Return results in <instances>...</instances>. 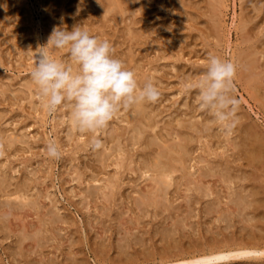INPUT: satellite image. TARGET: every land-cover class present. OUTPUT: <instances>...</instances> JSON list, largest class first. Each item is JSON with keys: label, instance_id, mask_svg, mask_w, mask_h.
Wrapping results in <instances>:
<instances>
[{"label": "rangeland", "instance_id": "rangeland-1", "mask_svg": "<svg viewBox=\"0 0 264 264\" xmlns=\"http://www.w3.org/2000/svg\"><path fill=\"white\" fill-rule=\"evenodd\" d=\"M118 1L120 2L119 6L121 7L119 10L118 8H115L113 11L110 10L108 12H105L106 6L102 2V0H0V146H2L0 147V175L2 178L5 176L4 181H6L7 184L6 186V184L2 182V184L0 185L2 186L0 188V192H3L1 193L3 196L0 194V208H2L3 206V208L0 210L2 211L4 209V214L0 211V230L9 231L5 234H3L4 231H0V264H18V262L20 261L21 262L19 264H27V260L28 262L30 261L29 264H37L38 262H40L39 264H44L45 261L49 260L53 261L52 264H65L66 258H64V256L70 258L69 256H71V254L69 255V253L74 254L71 257L74 256L77 257V259L79 260L82 259V262L85 264H100V262H102L101 264H103L107 263L109 259H116L117 255L114 253V251L116 253L118 252L117 246L120 243V240H124L121 241L120 244L125 246L123 248H125L127 252H134V255L138 257L139 253H141L142 251V255L144 251L147 250L148 253H151L153 251L156 252L158 245L160 247L166 245L168 248L166 246H164V248L166 247L165 249L167 251L172 249L173 251H175L180 248L178 246H184V244H192L194 246H197L198 244L197 247L199 248V244H202L203 242H205V240L208 239L211 242V239L216 240V238L219 239V237H221L219 240L217 239L220 242L222 240V237L225 238V235H227L228 237H230L231 235V237L234 236L235 238L237 236L235 234L236 232L239 233L238 238H242L243 236V239L244 237L246 238L245 234L247 235L248 233L254 234L255 237H257V235L260 236V234L263 233L261 235L264 236V215L263 217L261 216L262 213L264 214L262 206H259L256 210L259 212H256L254 208H252L254 203H252V206H249V209L248 207L246 209H243L244 202L239 201L243 203L242 205L241 203H238L237 199L239 198L237 195L243 196V194L245 195L247 191L250 192L252 190L253 185L254 187H258L259 185L261 189L264 188V178L261 179V176H264V170H262V168L258 165L256 166H258L259 169L261 168L260 170H258V168L256 170V166L253 168L251 164L246 161L244 156H242L243 158L241 157L242 151L240 150V148L237 147L240 151L235 148L236 144L239 143V132L237 128L239 129L240 126L243 124H248L250 126L252 124L253 127L256 128L257 132L261 133V136L264 139V88H262L264 87V0H221L223 5L217 4L218 14H216L218 16L215 15L218 19L214 18L215 16H209L210 12L209 9H207L208 7L206 8V0ZM140 6H144V9ZM143 11L145 13H143ZM212 19L218 21L217 26H215V29L217 30L210 29L211 22H213ZM76 26L81 27L83 30H87L90 35L98 38L101 41L108 40L115 49L114 57L123 61L125 67L129 70H132L136 74V79L140 86H143L146 81H151L157 86L158 90L161 93L158 101L155 103H142V106L145 107V110L148 109L147 111H151V113L145 112L146 118H143H151L149 119L151 125L147 124V120L141 121V119L139 118L131 120L126 117L130 116L131 114L134 115L133 111L135 107L133 106L131 109L121 110L110 122L107 129L102 130L97 134L83 133V135H81V133L77 131L75 125H73V129L71 128V123H69V121L67 120L71 110L70 103H63L61 106H59L58 110L54 114L49 115L47 113V111L43 107L44 102L39 98L37 88L30 77V71L34 66V51L38 45L46 44L47 39L54 27L66 28V30L71 31ZM249 52L255 54L256 56V69H259L260 71V73L258 72V70L256 71L258 72L257 75L259 74V77L263 75L262 77L258 78V81L252 79L249 80V76L246 74L245 71L246 61L249 62V55L247 54ZM51 54L54 58L62 60L65 63L71 65L74 71L76 70V65L72 63L70 54L66 48L53 49ZM212 55L219 56L222 59L231 60L236 65V76L234 78L233 95L236 97V99L239 100V108L236 115L235 127L236 125L238 126L237 128L234 127L235 130L232 131L230 134H226L221 130V126L214 119L210 112H202L200 110V108L198 107V94L195 90L185 91V86L187 84L195 83L202 77L204 71L206 70L208 58ZM256 82L258 83L256 84ZM258 88L261 89L259 90ZM237 119L240 121H238ZM136 123H138V125ZM139 123L142 126H140ZM137 127L139 129H142V136L143 133L144 135H148L151 138L153 136L155 141L157 142L165 140V144L166 141L170 143V140L171 142H176L175 140L177 138H174V135L175 133H180V131L181 133L183 131V133L190 134L192 136L195 135L193 142H191V145L189 143L190 149L188 151L190 152H188L187 156L189 160L186 161L188 162V164L185 162L188 165L185 169V173L190 178L192 176V181L188 185L190 188L189 190L191 192L184 188L187 184H184V182H182L181 184V181L183 180L179 179L180 170L176 171V173L173 174L176 176V178H178L177 180L179 181V183L178 181L176 182L175 176H173L171 179L173 186H178V188H175L171 185L169 187V189L171 188L169 191L171 193H169V195L167 193V189L163 191L164 189L161 188L163 189L162 191H155L157 189V185L152 179V176L154 174L148 173L145 175L142 174V176H140L138 171L141 165L139 164L140 162H138L137 160L141 161L142 158H147L146 156H148L150 150L149 148H145L144 144L142 143V141L144 142L145 140L144 137L148 139L147 136H143L141 138L139 142L140 144H132L131 135H133L132 132H136L133 130H136ZM150 127L151 129H149ZM173 131L176 132H174L173 134ZM110 133H113V136H111ZM152 133L153 135H151ZM169 133L171 136H169ZM204 133L209 134L210 136L204 135ZM114 134L116 135L115 139ZM225 134L226 136H228V139L225 138ZM93 135L99 136V138L103 141V145L105 144L102 149H105H100L96 151L91 150L90 141ZM156 135H158L157 138L155 137ZM160 135L162 136L160 138H164L160 139ZM199 136H201V138H199ZM6 137L7 139L9 138L10 142L12 141V144L8 145L10 142L6 139ZM11 137L16 139H10ZM111 137H113V141L110 140ZM198 138L200 141H198ZM127 139H131V142H128L129 140ZM50 141L56 143L61 153L59 159L50 158L48 156L46 146ZM6 143L7 146L5 145ZM141 143L143 145H141ZM106 144L109 147H107ZM224 144H226V146ZM229 144L232 146L229 147ZM116 146L118 148H120L119 146H121V148L123 147L125 151L121 150L120 148L121 152L118 153V148ZM139 146L142 148H140ZM221 146L223 147V149H220ZM113 148H115L116 150ZM112 150L115 152V154L114 152H112L113 154L111 155L108 151H110L111 153ZM221 150H224V153H222ZM98 151L100 154L98 153ZM127 151L128 153H126ZM238 151L241 155L238 154ZM101 152L105 153V156H102ZM95 153H98L99 156ZM131 155L132 158H130ZM135 155H137L138 157H136ZM112 156H114V161L119 157L120 159L127 158V160L123 161L124 164L127 165H123L124 167L120 166V168H115L116 166L114 165V163L112 164V162H114ZM203 156H205L208 160L204 159V162L202 161L203 163L201 164V167L203 165V168H199V173H197L195 171V168L199 166L201 162H199L198 164V160H200ZM226 156L228 157L226 158ZM237 156L238 158H236ZM101 157L106 158L102 159ZM108 157L109 159H107ZM191 158L193 159L190 160ZM131 160H133V162ZM193 160H195V164L193 163ZM216 160H218V162ZM222 160L224 162H222ZM231 160H234L232 161V164L230 163ZM134 162H138L140 166L138 164H136L137 166H133L135 169V171L133 170V173L130 172V170H126L130 168L132 169V167H129L128 165H131ZM210 162L213 163L211 164ZM192 163L193 166L196 167L193 168L191 166ZM217 163H219L218 168H220V165L222 164L225 167L224 170L227 168L229 170H227L228 172L226 171L227 176L224 177L225 179H223L224 182L226 181V179L228 180V183L226 182L227 184L223 181V183L221 184L220 178L222 179V177H217L219 175L211 177H209L208 175L206 177L201 175V173L205 172L204 168L206 167H204V165H214ZM190 166L193 169H191ZM216 167H214V169H216L215 171L217 172L220 169ZM94 168H97L98 172L96 171V169L94 170ZM15 169L17 170L15 171ZM222 170L223 167L219 172H222ZM247 170H250V172H248ZM252 170L254 171V173H256L254 174ZM261 170L263 173L261 172ZM28 172H30L33 176H36L33 177ZM193 172H196L197 175L192 174ZM3 173H5L4 176H2ZM79 173H81L82 175H80ZM247 174L249 176L252 174L254 176V179L256 178L257 180L255 179V181H253L254 179L252 178V175L250 176L251 180H249L250 178H248L249 176ZM256 174L260 175L261 178ZM110 175L113 177V179L115 178L114 183L104 180L107 179L110 181L112 179ZM6 176H8V178ZM197 176L200 179L203 178L202 180L205 182V184H203V181L201 182V180H197L199 179ZM229 176L232 178H229ZM207 177H209V179L211 180H208ZM6 178L12 181L8 180V184ZM33 178H37V181L35 179L33 180ZM204 178L206 179L204 180ZM240 179H243L244 181L242 182V180L240 181ZM30 180H33L35 182H31ZM213 180L216 182H214ZM246 180L249 181V184L248 181L245 182ZM260 180H262L263 182L261 183ZM257 181L259 184L257 183ZM118 182H120L119 185ZM196 182H199V184H196ZM229 182L232 185L229 184ZM27 183L29 184L27 185ZM32 183L34 184L31 185ZM109 183L113 184V194H111V191L109 189ZM200 184L204 186H200ZM15 185H27L29 186H26L27 189L33 186L32 188L28 189V198L24 199L26 203L23 200H15L13 196H10V198L4 194V191H6L7 189H2L8 188L9 191H12L16 187ZM228 185L230 186V188L228 187ZM149 186L151 187V190L149 189ZM207 186V190L210 189V191L213 192V194L210 193V197L209 195L207 197L202 194V192L206 189ZM234 186H236V188L238 189H236ZM99 187H101V189L103 188V190H105L108 196L111 195L110 198L105 195L106 193L103 190H99ZM196 187H199V190ZM10 188H12V190ZM105 188H108L109 190H106ZM181 188H184V190H182ZM240 188L242 191H240ZM177 189L180 190L178 191ZM221 189H226V191L223 190L222 192ZM227 189L234 190L235 192L230 190L227 191ZM243 189L246 190V192H244ZM98 190L101 191V193L97 194L99 192ZM136 190H138V192ZM147 190H150V192L147 193ZM152 190L154 191L153 194ZM207 190H205L204 193H208L209 191ZM216 190H218L219 196H215L217 194ZM117 191L119 194L116 193ZM144 191H146V194L143 193ZM174 191L175 193H173ZM219 191H221V193ZM238 191H240L239 194ZM30 192L31 194L33 192L34 195H31ZM38 192L40 193L39 195ZM91 192L93 193L91 194ZM185 192L186 194H189L193 197L189 195L188 197H185L187 196ZM136 193H140V197ZM159 193H165V197H169L165 198L164 196H162V194ZM149 194L153 198H151ZM170 194L171 197L174 195L175 198L174 196L170 198ZM248 194H246V198L248 197L247 199L250 200ZM263 194L264 192L261 195L264 196ZM104 195L105 197H107V201L111 202L109 205L108 203H106L107 201L105 202L106 199ZM91 196L93 198H97L95 200L92 198L93 201H90L89 197ZM115 196L116 198L114 200ZM220 196L223 197H221L220 199ZM101 197H103L104 200H101ZM212 197H216L215 199L218 198V200L212 201ZM227 197H229L230 199ZM154 198L157 199L155 200ZM246 198L245 200H247ZM34 199H37V201H39L37 202V204L40 205L35 211L31 207L29 208L28 204V202L30 203V201ZM143 199H147L148 202H145V200ZM160 199H164V203L166 199H170L166 200V202H169V205L168 203H166V206L164 207H167V205H171L172 208H169L172 211L166 210L168 212L166 213L164 209H168V207L162 209L163 206L161 205L164 204L163 201L161 203ZM184 199L187 201H185ZM226 199L229 200L227 201ZM97 200H99V203L96 202ZM150 200L153 201V203ZM158 200L160 203L158 202ZM234 200L237 201L235 202ZM16 201L20 205L21 201H23L22 205H24L25 203L28 207H20V205L17 204ZM136 201L139 203L138 206H136L138 204ZM191 201L193 202V204ZM11 202L14 205L13 207ZM226 202H228L227 205ZM91 203L93 204V206ZM95 203L99 206H97ZM154 203H159L160 205L157 206ZM209 203L211 204V207ZM100 204L101 207L108 208H104L106 209V213L104 212V215V210H100L99 208ZM207 204L208 206H206ZM212 204L214 205L212 206ZM152 205L154 206V208ZM225 205L226 207L228 206L229 209L226 208ZM188 206H190L192 209H190ZM203 206H206L211 211L214 210L213 213H208L209 210H207V208ZM239 206L245 212H240V209V211H237V213L235 214L236 209L240 208ZM159 207L164 211H162L163 213L161 212ZM215 207L216 209H214ZM93 208H96V210H93ZM156 208H159L158 211L160 212V214L159 212L155 211L157 210ZM250 208H252V211L250 210ZM11 209L13 211H15L16 209V211L13 212ZM202 209L205 210L202 211ZM186 210L188 211V213H185ZM142 212L143 215L138 216L140 213L142 214ZM169 212L172 214H170ZM204 212L205 214H203ZM218 212H220L221 217L220 220L217 221L214 218L219 214ZM230 212H232L231 214L233 215H231ZM239 212L242 214L247 213V216L246 214H243V217L238 216L237 218L236 216ZM221 213L223 214V216L221 215ZM227 213L229 215H227ZM240 213L238 215H240ZM167 214L169 215L167 216ZM174 214H176V216L178 215V217L174 216ZM186 214L189 216H187ZM211 214H213L214 217ZM36 215L38 216L35 217ZM134 215H136L137 218H143H138L139 221H137L135 218L134 221H136V223L134 221L133 223L132 220L134 218ZM190 215L194 216L195 219L193 217L191 219ZM208 215L209 217H207ZM248 215L253 216V219L254 217L258 218L255 219L253 222L250 221L248 223L247 218L251 217ZM205 217H207L209 221L212 220L213 222L207 223L208 220ZM223 217L224 219L227 218L226 221H230L231 225L229 224V222L226 221L224 224V219H221ZM129 218H132L131 222H129ZM179 218L181 220L184 219L181 221V224H178L180 223V220L177 221ZM186 218H189L190 220ZM203 218H205V221H202L204 220ZM211 218H213L216 222L214 223V220ZM234 218H237L239 222H242V220H246V222L243 221L242 223H240V226L244 225L245 229L249 228L248 230H246V233L245 231H241L244 227L241 226V228L238 224H236L238 221H236V223L234 224ZM171 219L173 221L176 220V222H178L176 226L175 221V224L173 222L172 225L169 223L170 221H172ZM122 220H128L129 223L127 221L122 222ZM192 220L193 222H191ZM157 221L162 222L159 224V222ZM219 221H221L223 224H221V222ZM43 222H45V224ZM182 222L184 223L182 224ZM124 224L125 226H123ZM133 224L136 229L134 228ZM158 224L159 226H157ZM161 224H163L162 226L167 225L168 231L170 230L169 226L171 227V230H173V228L175 229V233L172 238H175L178 243H174L175 240L173 239L165 241L166 244H164V242H162L160 239L159 241H155L159 238L158 234L160 233H158V231L160 229V231H162V226L160 228ZM187 224L192 226L195 225V227L193 226L192 228H195V231H192V229L189 230V228L192 226L187 227ZM211 224L216 229L213 228ZM48 225L50 227H48ZM120 225L124 228H121ZM139 225H141V227ZM180 225L182 226V228H184L186 225L187 228L182 229ZM223 225H227L228 227L226 228ZM260 225H263L262 228H260ZM126 226L129 229L125 228ZM235 227H237V229ZM3 228H6V230ZM48 228H51L52 231ZM133 228L134 233H138L137 235L135 234V236H133L134 234H132L131 232ZM201 228L205 229V232H202L203 230ZM229 228H231V231ZM256 228H258V231L255 230ZM29 229L31 230V232ZM44 229H46L47 231ZM121 229H125L123 230V232L126 234H124ZM137 229L138 231L136 232L135 230ZM139 229L142 231L144 230L143 233H141L142 231H140ZM224 229H226V231H229L230 233L224 231ZM252 229L255 231V233ZM259 229L261 230V232ZM33 230H35L36 233H32ZM185 230L186 233H184ZM206 230H208L209 233L208 231L206 232ZM191 231L195 234V236L190 233ZM100 232H103V235ZM130 232L131 236H126L130 235ZM223 232L225 234H223ZM52 233L53 235L55 234V238ZM181 233L185 234V236H182L183 234ZM201 233L203 236L201 235ZM213 233H216L215 235L218 237L215 238V235H213ZM241 233L245 234L242 235ZM26 234L29 235L30 239L28 237L27 239L25 238L24 240H21L24 236H28H26ZM123 234L124 236H122ZM209 234L210 236H208ZM5 235L7 237H5ZM120 236H122V239H119ZM138 236H140L139 238L143 240L140 241ZM191 236L194 237H192L191 239H195V237L197 236L198 238L196 237L195 240L198 242H196L195 240L192 241L190 239ZM227 236L226 238H228ZM133 237H136V239H134ZM184 237H187V241L184 240ZM209 237L212 238L210 239ZM238 238L236 237V239ZM35 239H37V244L36 242H34ZM130 239H132V241H130ZM41 241L42 244L40 243ZM135 241L138 243V246ZM143 241L145 244L143 243ZM44 242H46V244ZM99 242H102V244L100 243V245ZM131 242L132 244L130 245ZM157 242H160V244H158ZM23 243H27V247L29 248H27L26 245H24ZM96 243L99 248L95 246ZM152 243L154 244V246ZM125 244H129L128 246L131 250L127 248ZM140 244H142L146 249L143 250V246H141L139 252L136 253L138 251V247H140ZM171 244H173V247ZM132 245L133 247L135 245V247L132 248ZM187 245L185 247H187ZM104 246L107 248V250L109 249V251L105 249L106 252L102 253L105 248ZM136 247L137 251L135 252ZM17 248H19L26 255H23L22 253L23 256L21 257V254H18L19 251L17 250ZM23 248H25L26 251ZM27 249L30 251L31 257L28 255L29 251ZM159 249L157 251H159ZM42 250H45L46 252L43 251V253H41ZM14 251L17 252H15L16 256L14 255ZM32 251L36 254H33ZM61 252L63 253L61 254ZM37 253H41L43 256L38 255ZM44 253H48V256ZM75 253H77L79 256ZM8 254H10V256ZM11 255H13L14 258H12ZM49 256H51V258ZM241 262L244 261L241 260ZM248 262L249 264H264V261L262 260H248ZM49 263L51 264V262ZM225 264L233 263L228 262Z\"/></svg>", "mask_w": 264, "mask_h": 264}, {"label": "bare ground", "instance_id": "bare-ground-1", "mask_svg": "<svg viewBox=\"0 0 264 264\" xmlns=\"http://www.w3.org/2000/svg\"><path fill=\"white\" fill-rule=\"evenodd\" d=\"M207 2H205L206 3V8L207 9H209V12H210V15L209 16H212V17H214L215 15H217L218 14V12H217V10H218V7H217V4H220V5H223L222 4V2H221V0H206ZM102 2L105 4V6H106V10H105V12H108V11H110V10H114L115 8H118V10L121 8L119 5H120V2L118 1V0H102ZM141 8H143L142 6H140ZM220 7V6H219ZM144 9V8H143ZM142 10V9H141ZM148 10V9H147ZM146 10V11H147ZM208 11V10H207ZM148 12V11H147ZM143 13H145L144 11H143ZM217 13V14H216ZM222 14V13H221ZM220 14V15H221ZM218 16V15H217ZM221 17V16H220ZM214 18H217L216 16L214 17ZM218 19V18H217ZM220 19V18H219ZM212 21L213 22H211V30L212 29H215L216 27L215 26H217V20H215V19H212ZM220 21V20H219ZM219 24V23H218ZM215 30H217V29H215ZM249 56H248V58H249V62H247L246 61V67H245V71H246V74L249 76V80H255V81H258V78H260V77H262L263 75H261L260 77H259V74L257 75V73L259 72L260 73V71H259V69H256V62H255V59H256V56H255V54H253V53H251V52H249V53H247ZM247 56V55H246ZM253 56V57H252ZM247 58V57H246ZM248 60V59H247ZM257 60V59H256ZM258 65V64H257ZM257 68H258V66H257ZM258 70V72H256ZM257 78V79H256ZM264 78V77H263ZM260 81V80H259ZM258 82H256V84H257ZM254 84V83H253ZM264 84V83H263ZM259 86V85H258ZM262 88H264V87H262ZM256 89H257V87H256ZM259 90L261 89V88H258ZM144 104V103H143ZM135 107V109H134V111H133V114L134 115H130V116H126L127 118H129V119H131V120H135V118H139V119H141V121L143 120H147V124H150L151 125V122H150V120L149 119H151V118H149V119H143V118H146L145 117V115H146V113L147 112H150L151 113V111L149 110V111H147V110H145V107L144 106H142V104H137V105H135L134 106ZM146 112V113H145ZM154 112V111H153ZM155 114V113H154ZM148 115H149V113H148ZM147 115V116H148ZM69 117L67 118V120L69 121V123H71V128L73 127L74 128V124H73V121H72V117H71V110H70V113H69V115H68ZM150 116H151V114H150ZM153 117V116H152ZM154 119V118H153ZM238 120V119H237ZM137 121V120H136ZM136 121H134V122H136ZM140 121V120H139ZM238 121H240V120H238ZM138 122V121H137ZM146 122V121H145ZM246 122V121H245ZM142 123V122H141ZM137 125H138V123H136ZM144 124V123H143ZM155 124V123H154ZM139 125H140V123H139ZM145 125V124H144ZM156 125V124H155ZM140 126H142V125H140ZM185 126V125H184ZM192 126V125H191ZM237 126L238 125H236V127L235 128H237ZM145 127V126H144ZM146 127H148V126H146ZM152 127H153V123H152ZM155 127V126H154ZM70 128V129H71ZM72 128V129H73ZM138 128V127H137ZM136 128V130H133V131H136V132H132L133 133V135H131V139H127V140H129L128 142H131L132 141V144H136L137 145V143H139L140 142V140H141V138L143 137V136H147L148 137V139H146V137H144L145 138V140H144V142L142 141V143L144 144V147L145 148H149V150H150V153L148 154V156H146L147 158H142L141 159V161H139V160H137L138 162H140L139 164L141 165V167L139 168V174H140V176H142V174L143 175H145V174H148V173H151V174H154L155 175V177H154V175L152 176L153 178V180H154V183L157 185V187L156 186H153V187H156L155 189V191H157V190H159V191H162L163 189V191H165V189H167V193H168V195H169V193H171V192H169L170 191V189H169V187L172 185L173 186V184H172V177L173 176H175V175H173L174 173H176V171H179L180 172V177H179V179L180 180H183V181H181V184H182V182H184V184H187L186 185V187H184V188H186V190H189L190 188H189V183H191V178H192V176H191V178L189 177V176H187V174L185 173V169H186V167L188 166L187 164H188V162H186L187 160H189L188 159V152H190V151H188L189 149H190V147H189V143H190V145H191V142H193V140H194V136H192V135H190V134H186V133H183V131H182V133H181V131H180V133L178 132V133H175V135H174V138H177L175 141L176 142H171V140H170V143L169 142H167L166 141V144H165V140L164 141H162L161 140V142H157V141H155V139H154V137L152 136V138L150 137V136H148V135H144V133H143V136H142V129H137ZM168 128V127H167ZM183 128V127H182ZM134 129H135V127H134ZM147 129V128H146ZM149 129H151V127L149 128ZM164 129H165V127H164ZM169 129V128H168ZM171 129V128H170ZM186 129H188V128H186ZM205 129V128H204ZM182 130H184V129H182ZM235 129H233V131H234ZM237 130H238V132H239V135H238V139H239V143H234V144H236V146H235V148H237V147H239L240 148V150L242 151V155L240 154V150L238 151L239 153L238 154H240L241 155V157L242 156H244L245 157V159H246V161H248L249 162V164H251V166L254 168L256 165H258V166H260L261 168H262V170H264L263 168H264V139L262 138V136H261V133L260 132H257V130H256V128H254L253 127V125L251 124V126L250 125H248V124H243V125H241L240 126V128L238 129L237 128ZM165 131H166V129H165ZM187 131V130H186ZM185 131V132H186ZM204 131H206V130H204ZM174 132H176V131H173L172 133L174 134ZM193 132V131H192ZM171 133V132H170ZM170 133H169V136H171L170 135ZM171 133V134H172ZM191 133V132H190ZM260 133V134H259ZM4 134V133H3ZM113 133H110V135L111 136H113L112 135ZM156 134V133H155ZM154 134V135H155ZM180 134V135H179ZM194 134V133H193ZM203 134V133H202ZM233 134V133H232ZM231 134V135H232ZM12 135V134H11ZM81 135H83V133H81ZM80 135V136H81ZM151 135H153V133L151 134ZM204 135H209V134H205L204 133ZM203 135V136H204ZM116 135L114 134V139L116 138L115 137ZM130 136V135H129ZM157 136L158 135H156L155 137L157 138ZM173 136V135H172ZM202 136V137H203ZM210 136V135H209ZM225 136V138H227L228 139V136H226V134L224 135ZM2 137V136H1ZM13 137V136H12ZM10 138V139H16V138ZM160 137H162L161 135L159 136V138ZM196 137H197V135H196ZM206 137H208V136H206ZM205 137V138H206ZM232 137V136H231ZM130 138V137H129ZM164 138V137H163ZM163 138H160V139H163ZM173 138V137H172ZM199 138H201V136H199ZM199 138H198V141H200L199 140ZM6 139H7V137H6ZM113 139V137H111V139L110 140H112ZM113 139V140H114ZM165 139H167V138H165ZM226 139V140H227ZM230 139V138H229ZM232 139V138H231ZM234 139H236V138H234ZM8 141H9V138L7 139ZM112 140V141H113ZM131 140V141H130ZM159 140V139H158ZM160 141V140H159ZM169 141V140H168ZM228 141V140H227ZM10 142V141H9ZM18 142V141H17ZM118 142V141H117ZM141 143V145H143ZM219 143V142H218ZM232 143H233V140H232ZM10 144H12V141L8 144V145H10ZM13 144H15V143H13ZM117 144V143H116ZM140 144V143H139ZM138 144V145H139ZM231 144V143H230ZM229 144V147L230 146H232V145H230ZM233 144V145H234ZM6 146H7V143L5 144ZM105 145V144H104ZM103 145V146H104ZM107 145V144H106ZM133 145V146H134ZM225 146H226V144H224ZM113 146V145H112ZM193 146H194V144H193ZM223 146V145H222ZM221 146V148L220 149H223V147ZM228 146V145H227ZM107 147H109L108 145H107ZM117 147V146H116ZM115 147V148H116ZM120 148H121V146H119ZM138 147V146H137ZM140 147V146H139ZM216 147V146H215ZM115 148H113V149H115ZM118 148V147H117ZM120 148H118L117 149V152L118 153H120L121 152V150H124L123 149V147L121 148V150H120ZM133 148V147H132ZM140 148H142V147H140ZM193 148V147H192ZM216 148H218V147H216ZM226 148V147H225ZM103 149H105V148H103ZM102 149V150H103ZM108 149V148H107ZM112 149V148H111ZM219 149V148H218ZM231 149V148H230ZM101 150V151H102ZM116 150V149H115ZM142 150H144V149H142ZM148 150V149H147ZM226 150H228V149H226ZM232 150V149H231ZM125 151V150H124ZM222 151V150H221ZM224 151V150H223ZM222 151V153H224ZM109 152V154H113L112 152H114L113 150L111 151V153H110V151H108ZM191 152H194V151H191ZM226 152V151H225ZM234 152V151H233ZM98 153H99V151H98ZM98 153H95V154H97L98 156H99V154ZM125 153V152H124ZM123 153V154H124ZM126 153H128V151L126 152ZM101 154H102V156L105 154V153H102L101 152ZM114 154H115V152H114ZM123 154H121V155H123ZM193 154V153H192ZM192 154H190V155H192ZM208 154V153H207ZM210 154V153H209ZM110 155V156H111ZM127 155V154H126ZM133 155V154H132ZM132 155H131V157L130 158H132ZM138 155V154H137ZM137 155H135L136 157H138ZM216 155V154H215ZM105 156V155H104ZM109 156V157H110ZM141 156V155H140ZM143 156V155H142ZM206 156V155H205ZM205 156H203V157H205ZM224 156V155H223ZM109 157L107 158V159H109ZM113 157L114 156H112V159H113ZM119 157V156H118ZM203 157H201V159L200 160H198V164H199V162H201L200 164H199V166H193V163L195 164L196 162H194L195 160H193V163H192V167L194 168V167H196L195 168V171L197 172V173H199L198 172V169L199 168H203V165H202V167H201V164L204 162V159H206V157L205 158H203ZM228 156H226V158H227ZM102 158V157H101ZM106 157H104V158H102V159H105ZM123 158V157H122ZM130 158H129V161H130ZM198 158V157H197ZM196 158V159H197ZM203 158V159H202ZM236 158H238V156L236 157ZM243 158V157H242ZM135 159V158H134ZM133 159V160H134ZM193 158H191L190 160H192ZM195 159V158H194ZM210 159V158H209ZM219 159V158H218ZM220 159H221V156H220ZM124 160H127V158L126 159H120V157L118 158V159H115V161H114V159H113V161L114 162H112V164L114 163V165L116 166L115 168H120V166H123V165H127V164H124ZM133 160H131L132 162H133ZM206 160H208V159H206ZM109 161V160H108ZM197 161V160H196ZM203 161V162H202ZM211 161V160H210ZM217 162H218V160H216ZM229 161H230V159H229ZM232 161H234V160H231V164L233 163ZM244 161V160H243ZM245 161V162H246ZM138 162H134L133 164H131V165H128L129 167H132V169L130 168V169H126V170H130V172H132L133 173V170L135 171V169H134V167L133 166H135L136 164H138ZM187 164H186V163ZM214 162V161H213ZM212 162V163H213ZM222 162H224L223 160H222ZM221 162V163H222ZM244 162V163H245ZM207 163V162H206ZM205 163V164H206ZM211 163V162H210ZM209 163V164H210ZM211 163V164H212ZM229 163V162H228ZM247 163V162H246ZM138 164V165H139ZM185 164V165H184ZM209 164H207V165H204V167H206V168H204L205 169V172L204 173H206V174H204V173H201V175H203V176H209V177H211V176H215V175H219V176H217V177H222V179L220 178V182H221V184L224 182V180L223 179H225L224 177H226L227 176V172L229 171L228 170V168L227 169H225L224 170V166L222 165V167H223V170L225 171V173H224V171L222 170V172H219V171H221V169H222V167H221V165H220V168H218L219 167V163H217V164H214V165H209ZM235 164V163H234ZM139 165V166H140ZM227 165V164H226ZM241 165V164H240ZM246 165H248V164H246ZM127 166V167H128ZM137 166V165H136ZM191 166H190V168H191ZM217 166V167H216ZM250 166V165H249ZM258 166H256V170H257V168H258V170H260L259 169V167ZM124 167V166H123ZM214 167H216V168H218V169H220V170H218L217 172L215 171L216 169H214ZM227 167V166H226ZM122 168V167H121ZM142 168V169H141ZM193 168H191V169H193ZM236 168V167H235ZM234 168V169H235ZM240 168V167H239ZM239 168H237V169H239ZM96 169V171H97V168H94V170ZM230 169V168H229ZM234 169H233V171H234ZM236 169V170H237ZM17 169H15V171H16ZM22 170V169H21ZM120 170V169H119ZM202 170V169H201ZM228 170V171H227ZM231 170H232V168H231ZM230 170V171H231ZM262 170H261V172H262ZM1 171V170H0ZM14 171V170H13ZM194 171V170H193ZM227 171V172H226ZM248 171V170H247ZM253 171V170H252ZM38 172V171H37ZM90 172H92V171H90ZM95 172V171H94ZM98 172V171H97ZM137 172V171H136ZM196 172H193L192 174H196L197 175V173ZM248 172H250V170L248 171ZM258 172V171H257ZM2 173V172H1ZM28 173H30V172H28ZM35 173V172H34ZM33 173V174H34ZM113 173V172H112ZM188 173V172H187ZM217 173H219V174H217ZM253 173H254V171H253ZM256 173V172H255ZM254 173V174H255ZM263 173V172H262ZM4 174L5 173H3V175L2 176H4ZM36 174H38V173H36ZM80 175H82L81 173H79ZM91 174V173H90ZM103 174V173H102ZM101 174V175H102ZM116 174V173H115ZM138 174V173H137ZM229 174V173H228ZM30 175L31 176H33L31 173H30ZM93 175V174H92ZM97 175V174H96ZM96 175H94V176H96ZM112 175V174H111ZM110 175V176H111ZM114 175V174H113ZM117 175V174H116ZM177 175H179V174H177ZM195 175V176H196ZM245 175V174H244ZM248 175V174H247ZM252 175V174H251ZM250 175V176H251ZM257 175V174H256ZM34 176H36V175H34ZM33 176V177H34ZM109 176V177H110ZM151 176H150V179H151ZM194 176V175H193ZM230 176H231V173H230ZM229 176V178H232V177H230ZM234 176H236V175H234ZM243 176V175H242ZM249 176V175H248ZM250 176L248 177V178H250ZM257 176H259L260 177V175H257ZM0 177H1V175H0ZM7 178H8V176H6ZM112 177V176H111ZM115 177V176H114ZM117 177V176H116ZM120 177H121V175H120ZM144 177V176H143ZM149 177V176H148ZM198 177V176H197ZM197 177H196V179H197ZM209 177H207L208 178V180H211V179H209ZM247 177V176H246ZM262 177V178H261ZM260 178L261 179H263L264 178V176H261ZM4 178H5V176L2 178L1 177V180H0V185L2 184V182H4V184H6V181H4ZM6 178V180H7V183L9 184V181H12V180H9V179H7ZM32 178V177H31ZM80 178V177H79ZM81 178H82V176H81ZM80 178V179H81ZM108 178V177H107ZM118 178V177H117ZM145 178V177H144ZM175 178H176V176H175ZM174 178V179H175ZM199 178V177H198ZM234 178V177H233ZM236 178V177H235ZM242 178V177H241ZM245 178V177H244ZM252 178L254 179V176L252 175ZM258 178V177H257ZM259 178V179H260ZM36 180L37 181V178H33V180ZM79 179V180H80ZM90 179V178H89ZM115 179V178H114ZM114 179H113V177H112V179L109 181V180H107V179H104V180H106V181H108V182H112V183H114ZM121 179V178H120ZM178 178H176V182L178 181L177 180ZM194 179H195V177H194ZM203 179V178H202ZM202 179H197V180H201V182L203 181ZM206 178H204V180H205ZM252 179V180H253ZM256 179V178H255ZM255 179L253 180V181H255ZM9 180V181H8ZM32 180V181H33ZM39 180V179H38ZM83 180V179H82ZM81 180V181H82ZM98 180H99V178H98ZM103 180V179H102ZM207 180V181H208ZM242 180V182L244 181L243 179H240V181ZM249 180H251V178L249 179ZM257 180V179H256ZM31 181V180H30ZM31 181V182H32ZM116 181V180H115ZM150 181V180H149ZM214 181V180H213ZM223 181V182H222ZM228 180L226 179V181L224 182V183H226ZM235 181V180H234ZM248 180H246L245 182H247ZM252 181V182H253ZM261 181V183L264 181H262V180H260ZM259 181V182H260ZM28 182H29V179H28ZM30 182V183H31ZM33 182H35V181H33ZM108 182H107V184H108ZM121 182V181H120ZM120 182H118V185L120 184ZM200 182V181H199ZM199 182H196V184L198 183L199 184ZM200 182V183H201ZM214 182H216V181H214ZM244 182V183H245ZM152 183V182H151ZM175 183V182H174ZM178 183H179V181H178ZM194 183V182H193ZM207 183V182H206ZM211 183V182H210ZM228 183V182H227ZM226 183V184H227ZM237 183V182H236ZM238 183H240V182H238ZM244 183H243V185H244ZM255 183V182H254ZM257 183H258V181H257ZM264 183V182H263ZM18 184V183H17ZM29 183H27V185H28ZM34 183H32L31 185H33ZM103 184H105V183H103ZM117 184V183H116ZM203 184H205V182L203 181ZM209 184V183H208ZM214 184H216V183H214ZM229 184H231L230 182H229ZM248 184H249V181H248ZM253 184V183H252ZM259 184V183H258ZM257 184V185H258ZM26 185V186H27ZM30 185V186H31ZM36 185V184H35ZM151 185V184H150ZM176 185V184H175ZM202 184H200V186H201ZM218 185V184H217ZM232 185V184H231ZM250 185H251V182H250ZM256 185V184H255ZM261 185V184H260ZM6 186H7V184H6ZM16 187L12 190V188H10L12 191H9V189L8 188H4V189H2V190H5V189H7L6 191H4V194L6 195V196H8V197H10V196H13V198H15V200L16 199H18V200H23V201H25L24 199L25 198H28V189H30V188H32L33 186H31L30 188H28L27 189V187H29V186H25V185H23V186H17V185H15ZM105 186V185H104ZM103 186V187H104ZM188 186V187H187ZM193 186V185H192ZM202 186H204V185H202ZM208 186H210V185H208ZM208 186L206 187V189L205 190H207V188H208ZM2 186H0V188H1ZM10 187V186H9ZM107 187V186H106ZM119 187V186H118ZM117 187V188H118ZM152 187V188H153ZM173 187H175V186H173ZM228 187L230 188V186L228 185ZM235 188H236V186H234ZM252 187V186H251ZM253 187H254V185H253ZM252 187V190L250 191V192H248L247 191V193L246 194H248V196L250 197V200H248L247 198H246V194L244 195L243 194V196H239V195H237L239 198H237L238 199V203H241V202H239V201H242V202H244V206H243V209H246L247 207H248V209H249V206L251 205H253L252 203H254V205L252 206V208H254V210L256 211L257 209H258V207L260 206H262V208H263V211H264V205H262V204H264V196H262L261 194L264 192V188L263 189H261L260 187H259V185H258V187H254L253 188ZM151 187L149 186V189H150ZM161 188H163V189H161ZM175 188H178V186H176ZM174 188V189H175ZM184 188L182 189V190H184ZM198 190H199V187H196ZM195 188V189H196ZM205 188V187H204ZM98 189V188H97ZM106 189V188H105ZM109 189H110V191H111V194H113V190H114V187H113V184H111V183H109ZM108 188L106 189V190H109ZM116 189V188H115ZM169 189V190H168ZM173 189V190H174ZM196 189V190H197ZM202 189V188H201ZM234 189V188H233ZM236 189H238V188H236ZM99 190H103V188L101 189V187H99ZM98 190V191H99ZM118 190V189H117ZM139 190V189H138ZM138 190H136L137 192H138ZM144 190H146V189H144ZM151 190V189H150ZM150 190L147 192V193H149L150 192ZM178 191L180 190V189H177ZM203 190V189H202ZM204 190V191H205ZM222 190V189H221ZM223 190H225L226 191V189H223ZM223 190H222V192H223ZM228 190H230V189H227V191ZM1 191V190H0ZM8 191V192H7ZM96 191V190H95ZM94 191V192H95ZM101 191H99L97 194H99V193H101ZM104 192H105V190H103ZM135 191V192H136ZM153 191V190H152ZM159 191H157V192H159ZM172 191V190H171ZM190 191V190H189ZM189 191H188V193H189ZM201 191V190H200ZM204 191L202 192V194L204 195V196H207L208 197V195H209V197H210V193L211 194H213V192L212 191H210V189H208L207 191H209L208 193H204ZM214 191V190H213ZM230 191H233V192H235L234 190H230ZM237 191V190H236ZM240 191H242L241 190V188H240ZM240 191H238V194L240 193ZM243 191L244 192H246V190H244L243 189ZM90 192V191H89ZM146 191H144L143 193H145ZM191 192V191H190ZM194 192V191H193ZM215 192V191H214ZM216 192H217V194L215 195V196H217L219 193H218V190H216ZM220 193H221V191H219ZM1 193H3V192H0V194ZM27 193V194H26ZM93 192H91V194H92ZM106 193V192H105ZM104 193V194H105ZM116 193H118V191L116 192ZM115 193V194H116ZM154 193V191L152 192V194ZM173 193H175V191L173 192ZM177 193H179V192H177ZM232 193V192H231ZM25 194H26V196H25ZM30 194H31V192H30ZM32 194H33V192H32ZM31 194V195H32ZM40 193L38 192V195H39ZM95 194V193H94ZM93 194V195H94ZM102 194H103V192H102ZM110 194V193H109ZM119 194V193H118ZM137 194V193H136ZM139 194L140 193H138L137 195L139 196ZM146 194V193H145ZM159 194H162V196H164L165 197V193H159ZM164 194V195H163ZM185 194H186V192H185ZM199 194V193H198ZM201 194V193H200ZM233 194V193H232ZM2 195V194H1ZM5 195H4V198H5ZM34 195V194H33ZM37 195V194H36ZM105 195H107V197H109L110 198V196H108V194L106 193ZM105 195H104V197H105ZM117 195V194H116ZM150 195V194H149ZM148 195V196H149ZM167 195V194H166ZM167 195V196H168ZM173 195V194H172ZM179 195V194H178ZM187 196H185V197H188V195L189 194H186ZM229 195V194H228ZM264 195V194H263ZM3 196V195H2ZM41 196V195H40ZM89 196V195H88ZM97 196V195H96ZM101 196H103V195H101ZM118 196H120V195H118ZM151 196V195H150ZM154 196H155V194H154ZM159 196V195H158ZM161 196V195H160ZM174 196V195H173ZM172 196V197H173ZM180 196V195H179ZM178 196V197H179ZM189 196H191V195H189ZM219 196V195H218ZM98 197V196H97ZM96 197V198H97ZM100 197V196H99ZM107 197H105V202L107 201ZM140 197V196H139ZM169 197V196H168ZM168 197H165V198H168ZM171 197V194H170V198H172ZM184 197V198H185ZM191 197H193V196H191ZM200 197V196H199ZM221 197H223V196H220V199H221ZM11 198V197H10ZM35 198V197H34ZM91 198V199H90ZM92 196L91 197H89V200L91 201L92 200ZM96 198H93L94 200L96 199ZM115 198H116V196L114 197V200H115ZM127 198V197H126ZM128 198H130V197H128ZM143 198V197H142ZM151 198H153L152 196H151ZM164 198V199H165ZM174 198H175V196H174ZM202 198V197H201ZM206 198V197H205ZM205 198H203V199H205ZM216 198V197H215ZM215 198H213L212 197V201L213 200H218V198L217 199H215ZM227 198H229V197H227ZM236 198V197H235ZM245 198L247 199V200H245ZM32 199V198H31ZM134 199V198H133ZM140 199V198H139ZM155 199V198H154ZM157 199V198H156ZM155 199V200H156ZM159 199V198H158ZM164 199L163 200H161V203H162V201H163V204L164 205H161V206H163L162 207V209L163 208H167L168 207V209H164V211L166 212V213H168L167 211L168 210H171L169 207H171V205L170 206H168L169 205V202L167 201L166 202V200H170V199H166L165 200V203H164ZM194 199V198H193ZM230 199V198H229ZM229 199H226L227 201L229 200ZM101 200H104V198L103 197H101ZM110 200H112V199H110ZM136 200H138V199H136ZM143 200H145V199H143ZM173 200H175V199H173ZM172 200V201H173ZM185 200V199H184ZM233 200V199H232ZM232 200H230V201H232ZM23 201H21V205L19 204V203H17V201H16V203L17 204H19L20 205V207L21 206H26L25 208H27L28 206L25 204L26 203V201H25V203H24V205H22V202ZM93 201V200H92ZM99 200H97L96 202H98ZM147 201V199L145 200V202ZM151 201V200H150ZM185 201H187V200H185ZM188 201H189V199H188ZM197 201V200H196ZM195 201V202H196ZM221 201V200H220ZM225 201V200H224ZM229 201V202H230ZM235 201V200H234ZM237 201V200H236ZM235 201V202H236ZM20 202V201H19ZM37 202H39V201H37V199H34V200H31L30 201V203L28 202V204H29V208L31 207L32 209H34V211L40 206V205H38L37 204ZM104 202V201H103ZM134 202V201H133ZM137 202V201H136ZM148 202V201H147ZM152 203H153V201H151ZM158 202H159V200H158ZM192 202V201H191ZM9 203V202H8ZM99 203V202H98ZM106 203H108V205L111 203V202H106ZM138 203V202H137ZM142 203V202H141ZM157 203V202H156ZM156 203H154V204H156ZM160 203V202H159ZM156 204L157 206L158 205H160V204ZM166 203H168V205H167V207H164V206H166L165 204ZM187 203V202H186ZM198 203V202H197ZM197 203H196V205H197ZM208 203V202H207ZM227 203L228 202H226V205H227ZM6 204H7V202H6ZM11 204H12V207L14 206L13 205V203L11 202ZM88 204V203H87ZM92 204V203H91ZM90 204V205H91ZM96 204V203H95ZM145 204V203H144ZM149 204V203H148ZM192 204H193V202H192ZM210 204V203H209ZM222 204V203H221ZM232 204V203H231ZM235 204V203H234ZM242 205H243V203H241ZM97 205V204H96ZM104 205H106V204H104ZM108 205H106V206H108ZM134 205H136V204H134ZM139 205V203L136 205V206H138ZM214 204H212V206H213ZM226 205H225V207H226ZM238 205V204H237ZM256 205V206H255ZM4 206H6V205H4ZM11 206V205H10ZM92 206H93V204H92ZM91 206V207H92ZM97 206H99V205H97ZM102 206H103V204H102ZM112 206H113V204H112ZM149 206V205H148ZM147 206V207H148ZM153 206V205H152ZM151 206V207H152ZM206 206H208V204L206 205ZM206 206H203V207H206ZM219 206H221V205H219ZM19 207V208H20ZM95 207V206H94ZM142 207V206H141ZM144 207H145V205H144ZM150 207V208H151ZM190 209H192L190 206H188ZM188 207H187V209H188ZM210 207H211V204H210ZM217 207V206H216ZM216 207L214 208V209H216ZM229 207H230V205H229ZM236 207V206H235ZM238 207V206H237ZM240 207V206H239ZM2 208H3V206H2ZM2 208H0V209H2ZM18 208V207H17ZM100 210H104L103 211V215L106 213L105 212V210L106 209H108L107 207H104V208H106V209H104L103 207H101V204H100ZM101 208H103V209H101ZM143 208V207H142ZM153 208H154V206H153ZM160 208V207H159ZM158 208V209H159ZM172 208V207H171ZM207 208V207H206ZM222 208V207H221ZM226 208H228V206L226 207ZM232 208V207H231ZM230 208V209H231ZM233 208H234V205H233ZM252 208H250V210L252 209ZM5 209H7V208H5ZM9 209V208H8ZM22 209H23V207H22ZM146 209H148V208H146ZM157 209V208H156ZM158 209L157 210H155L156 212H159L158 211ZM161 208H160V210H161V212L163 211ZM196 209H197V207H196ZM195 209V210H196ZM217 209H219V208H217ZM224 209V208H223ZM229 209V208H228ZM240 209H241V207L240 208H238V209H236V211H235V214L237 213V211H240ZM243 209H241V211L240 212H245ZM4 210V209H3ZM2 210V211H3ZM12 210V209H11ZM93 210H96V208H93ZM154 210V209H153ZM167 210V211H166ZM205 209H202V211H204ZM207 210H209V212L208 213H213V211H211L209 208H207ZM225 210V209H224ZM232 210V209H231ZM243 210V211H242ZM1 211V210H0ZM1 211V213H3L4 214V211L2 212ZM13 211V210H12ZM15 211H16V209H15ZM15 211H13V212H15ZM38 211V210H37ZM36 211V212H37ZM143 211V210H142ZM147 211V210H146ZM145 211V212H146ZM163 211V212H164ZM172 211V210H171ZM170 211V212H171ZM182 211H184V210H182ZM188 211H189V209H188ZM188 211L186 210L185 211V213L187 212L188 213ZM217 211V210H216ZM220 211V210H219ZM234 211V210H233ZM252 211V210H251ZM260 211H262V210H260ZM32 212V211H31ZM105 212V213H104ZM108 212V211H107ZM141 212V211H140ZM162 212V213H163ZM169 212V213H170ZM175 212V211H174ZM191 212H192V210H191ZM199 212V211H198ZM222 212V211H221ZM239 212V213H240ZM256 212H259V211H256ZM18 213V212H17ZM17 213H15V214H17ZM19 213H20V211H19ZM34 213V212H33ZM32 213V214H33ZM180 213H181V211H180ZM197 213V212H196ZM207 213V212H206ZM219 214L217 215V216H215V220H220V212H218ZM232 212H230V214H231ZM238 213V214H239ZM36 214V213H35ZM38 214V213H37ZM150 214V213H149ZM153 214V213H152ZM155 214V213H154ZM159 214H160V212H159ZM170 214H172V213H170ZM183 214V213H182ZM199 214V213H198ZM203 214H205V212L203 213ZM237 214V218H238V216H241V217H243L242 215L244 214H242V213H240V215H238ZM246 214V216H247V213H245ZM244 214V215H245ZM253 214V213H252ZM98 215V214H97ZM140 215H143V212H142V214L140 213L138 216H140ZM169 214H167V216H168ZM187 215V214H186ZM193 215V214H192ZM210 215V214H209ZM209 215L207 216V217H209ZM213 217H214V215L213 214H211ZM221 215L223 216V214L221 213ZM227 215H229L228 213H227ZM231 215H233V214H231ZM263 213H262V217H263ZM38 215H36L35 217H37ZM136 215H134L133 217V220H132V218L130 219V221L129 222H131V220H132V222L135 220V218H136V220L137 221H139V219L141 218H137V216L135 217ZM157 216V215H156ZM174 216H176V214H174ZM187 216H189V215H187ZM186 216V217H187ZM191 216V215H190ZM201 216V215H200ZM225 216V215H224ZM246 216H244V217H246ZM248 216H251V215H248ZM154 217H155V215H154ZM153 217V218H154ZM176 217H178V215L176 216ZM181 217V216H180ZM192 217L194 218V216H191V219H192ZM207 217H205L206 219H207ZM228 217V216H227ZM1 218H2V214H1ZM98 218V217H97ZM143 218V217H142ZM141 218V219H142ZM161 218V217H160ZM168 218V217H167ZM171 218H172V216H171ZM197 218V217H196ZM205 218H203L204 220H202V221H205ZM230 218V217H229ZM228 218V219H229ZM237 218H234V220H233V222H234V224L236 223V221H238V219ZM258 217H254V219H253V216H251V217H248L247 218V222L249 223L250 221H254L255 219H257ZM260 218V217H259ZM159 219V218H158ZM175 219V218H174ZM184 219H185V217H184ZM184 219H182V220H184ZM186 219H188V220H190L189 218H186ZM195 219V218H194ZM211 219H213V218H211ZM213 219V220H214ZM221 219H224V217L223 218H221ZM226 219L227 218H225L224 219V224H225V221H226ZM231 219V218H230ZM236 219V220H235ZM98 220V219H97ZM154 220V219H153ZM172 220V219H171ZM180 220V223H178V222H176V220H174L175 222H176V224H175V222L172 220V221H170L169 223L172 225L173 223L175 224V226L177 225V223L178 224H181V219L179 218L177 221H179ZM197 220V219H196ZM208 220V219H207ZM214 220V223L216 222ZM258 220H260V219H258ZM262 220V219H261ZM47 221V220H46ZM61 221V220H60ZM68 221V220H67ZM124 220H122V222H123ZM125 221H127L128 222V220H125ZM124 221V222H125ZM241 221V220H240ZM246 222V220H242V222ZM51 222V221H50ZM128 222V223H129ZM135 223H136V221H134ZM133 222V223H134ZM157 222H159V221H157ZM162 222V221H161ZM161 222H159V224L161 223ZM173 222V223H172ZM187 222H189V221H187ZM191 222H193V220L191 221ZM201 222V221H200ZM209 222H213L212 220L211 221H207V223H209ZM219 222H221V221H219ZM226 222H229V224H230V221H226ZM239 222V221H238ZM236 223V224H238L239 226H240V223H242V222H239V223ZM255 222H257V221H255ZM260 222V221H259ZM38 223V222H37ZM44 224H45V222H43ZM65 223V222H64ZM119 223H120V221H119ZM168 223V224H169ZM184 222H182V224H183ZM196 223V222H195ZM204 223V222H203ZM261 223V222H260ZM41 224H42V222H41ZM46 224H48V223H46ZM123 224V223H122ZM132 224V223H131ZM130 224V225H131ZM138 224H139V222H138ZM159 224L157 225V226H159ZM163 224H164V221H163ZM163 224H161L160 225V228H161V226L163 225ZM165 224H167V223H165ZM169 224V225H170ZM190 224V223H189ZM189 224H187V227L189 226H192V225H189ZM193 224V223H192ZM197 224V223H196ZM221 224H223L222 222H221ZM246 224V223H245ZM50 225V224H49ZM48 225V227H50ZM57 225V224H56ZM137 225V224H136ZM168 225V226H169ZM215 225H217V224H215ZM220 225V224H219ZM231 225V224H230ZM255 225V224H254ZM257 225H259V224H257ZM7 226H8V224H7ZM37 226V225H36ZM40 226H42V225H40ZM69 226H71V225H69ZM123 226H125V224L123 225ZM122 226V227H123ZM129 226V225H128ZM132 226V225H131ZM130 226V227H131ZM133 226H134V224H133ZM140 227H141V225H139ZM143 226V225H142ZM156 226V227H157ZM165 226V227H164ZM164 226H162V231H158V233H160V234H158V239H156L155 241H159V239L162 241V242H164V244H166L165 243V241H168V240H175V238H172V236L174 235V233H175V229L173 228V230H171V227L169 226V231L167 230V225H164ZM179 226V225H178ZM177 226V227H178ZM181 226V225H180ZM184 226V225H183ZM194 227H195V225H193ZM193 226L192 227H190L189 228V230L190 229H192L193 228ZM200 226V225H199ZM211 226H212V224H211ZM221 226V225H220ZM224 226V225H223ZM244 227V228H242V227ZM240 227L242 228V232H244L245 231V233H246V230H248V229H245V226L244 225H241ZM256 226V225H255ZM261 226V225H260ZM263 226V225H262ZM262 226L260 227V228H262ZM3 227V226H2ZM5 227V226H4ZM44 227V226H43ZM42 227V228H43ZM120 227H121V225H120ZM121 227V228H122ZM166 228V229H164V228ZM186 227V225H185V227L184 228H187ZM206 227V226H205ZM213 228H215L214 226H212ZM224 227H228L227 225L226 226H224ZM238 227V226H237ZM237 227H235L236 229H237ZM258 227V226H257ZM25 228V227H24ZM45 228V227H44ZM52 228V227H51ZM50 228V229H51ZM62 228V227H61ZM108 228V227H107ZM124 228V227H123ZM125 228H127V229H129L127 226L125 227ZM134 228H135V226H134ZM134 228H133V230L131 231L132 232V234H134L133 236H135V234L137 235L138 233H134ZM138 228V227H137ZM159 228V227H158ZM180 228V227H179ZM181 228H182V226H181ZM184 228H182V229H184ZM222 228V227H221ZM251 228H253V227H251ZM3 229H5L6 230V228H3ZM23 229V228H22ZM27 229V228H26ZM49 229V228H48ZM49 229V230H50ZM58 229V228H57ZM105 229V228H104ZM136 229V228H135ZM195 229V228H194ZM194 229H192V231L194 230ZM202 229V228H201ZM200 229V230H201ZM216 229V228H215ZM230 229V231H231V228H229ZM8 230V229H7ZM25 230V229H24ZM30 230V229H29ZM37 230V229H36ZM44 230H46V229H44ZM65 230V229H64ZM122 230V229H121ZM120 230V231H121ZM123 230H125V229H123ZM123 230H122V232H123ZM140 230V229H139ZM154 230V229H153ZM155 230H158V229H155ZM181 230V229H180ZM179 230V231H180ZM203 231L202 232H205V229H202ZM209 230V229H208ZM208 230H206V232L208 231ZM220 230H222V229H220ZM239 230V229H238ZM253 230V229H252ZM255 230H257L258 231V228H256ZM260 230V229H259ZM0 231H2V230H0ZM4 231V230H3ZM2 231V232H3ZM11 231V230H10ZM47 231V230H46ZM51 231H52V229H51ZM66 231V230H65ZM100 231H102V230H100ZM129 231V230H128ZM128 231H126V232H128ZM136 232L138 231V229L137 230H135ZM140 231H142V230H140ZM144 231V230H143ZM143 231L141 232V233H143ZM147 231H148V229H147ZM177 231H178V229H177ZM192 231L190 232L191 234H193L194 236H195V234L194 233H192ZM195 231V230H194ZM211 231V230H210ZM224 231H226V229H224ZM235 231V230H234ZM233 231V232H234ZM237 231V230H236ZM240 231V230H239ZM263 231V230H262ZM1 232V233H2ZM7 232H9V231H4L3 232V234H5V233H7ZM24 232H26V231H24ZM24 232H23V234H24ZM30 232H31V230H30ZM33 232H35V230H33L32 231V233ZM104 232V231H103ZM103 232L101 233L102 235H103ZM131 232H130V235H126V236H128V237H130L131 236ZM150 232H151V230H150ZM156 232V231H155ZM213 232V231H212ZM211 232V233H212ZM216 232V231H215ZM221 232V231H220ZM226 232H229V231H226ZM253 232L255 233V231L253 230ZM260 232H261V230H260ZM12 233V232H11ZM31 233V234H32ZM36 233V232H35ZM51 233V232H50ZM124 233V232H123ZM140 233V232H139ZM184 233H186V230H185V232ZM208 233H209V231H208ZM217 233V232H216ZM215 233V234H216ZM230 233V232H229ZM244 233V234H245ZM45 234V233H44ZM124 234H126V233H124ZM124 234L122 235V236H124ZM146 234V233H145ZM144 234V235H145ZM156 234V233H155ZM179 234V233H178ZM181 234H183V233H181ZM214 233H213V235H215ZM223 234H225L224 232H223ZM237 236V238L239 237V233H235ZM242 234V233H241ZM244 234H242V235H244ZM261 234H263V233H261ZM260 234V236L259 235H257V237H255V235L254 234H245V236H246V238L244 237V239H243V236H242V238H238V239H236V237L234 238V236L233 237H231V235H230V237H228L227 235H225V238H223L222 237V240L219 242L218 240L221 238V237H219V239L218 238H216V237H218V236H214L215 238H216V240L215 239H211L212 237H209L210 239H211V242L209 241V239L208 240H205V242H203L202 244H199L200 245V247L198 248L197 246H198V244L196 243V242H198V241H196L195 239H196V237H195V239H191L193 236H191L190 237V239L193 241V240H195L196 242V244H197V246H194V245H192V244H186L187 245V247H185L186 245L184 244V246H182V247H185V248H182L181 246H178V247H180V248H178L177 250H175V251H173V249H172V247H173V244H171L172 245V247H171V249L172 250H169V251H167L165 248L167 247L166 245H164V246H166L165 248H164V246L163 247H160L158 244H160V242H157L158 244V246H159V248H158V246H157V250L159 249V251H157L156 250V252H151V253H148L147 251H144V253H143V255H142V252L141 253H139V255H138V257H140V258H138V257H136L135 255H134V252H132V253H129V252H127L126 250H125V248H123V247H125V246H123L122 244H120L121 243V241H124V240H120V243L118 244V246H117V253L114 251V253L117 255L116 256V259L115 260H113L112 258V260H110L109 259V261H107V263H103V264H225V263H228V262H230V263H233V264H235V263H238V264H241V263H244V264H249V262H248V260H255V261H258V260H262V261H264V236H262ZM28 234H26V236H27ZM35 235V234H34ZM42 235V234H41ZM46 235V234H45ZM51 235V234H50ZM52 235H53V233H52ZM69 235H71V234H69ZM187 235V234H186ZM199 235V234H198ZM201 235H202V233H201ZM217 235H219V234H217ZM233 235V234H232ZM19 236H21V235H19ZM37 236V235H36ZM44 236V235H43ZM54 236V238H55V234L53 235ZM122 236H120V238L119 239H122L121 237ZM147 236V235H146ZM179 236V235H178ZM182 236H185V234H183ZM181 236V237H182ZM203 236V235H202ZM208 236H210V234L208 235ZM208 236H206V237H208ZM226 236L228 237V238H226ZM259 236V237H258ZM5 237H7L6 235H5ZM29 237V235L27 236V237H23L22 239H21V237H20V239L21 240H24L25 238L27 239ZM42 237V236H41ZM140 236H138V238H139ZM150 237V236H149ZM153 237V236H152ZM155 237V236H154ZM188 237V236H187ZM186 237V238H187ZM205 237V238H206ZM36 238V237H35ZM99 238H101V237H99ZM134 238V237H133ZM132 238V239H133ZM143 238V237H142ZM147 238V237H146ZM146 238H144V239H146ZM183 238V237H182ZM185 238V237H184ZM186 238L184 239L185 241H187L186 240ZM194 238V237H193ZM198 238V237H197ZM18 239H19V237H18ZM29 239H30V237H29ZM39 239H41V238H39ZM104 239H106V238H104ZM129 239V238H128ZM132 239H130V241H132ZM134 239H136V237L134 238ZM152 239V238H151ZM179 239H180V237H179ZM218 239V240H217ZM94 240V239H93ZM126 240V239H125ZM139 240L140 241H142L141 240V238H139ZM178 240V239H177ZM183 240V241H184ZM199 240H201V239H199ZM43 241V240H42ZM42 241L40 242L41 244H42ZM137 241V240H136ZM135 241V242H136ZM30 242H31V240H30ZM33 242V241H32ZM34 242H36V244H37V239H35L34 240ZM71 242V241H70ZM175 242H177L176 240L174 241V243ZM19 243V242H18ZM45 244H46V242H44ZM98 243V242H97ZM97 243H96V245L95 246H97ZM102 244V242H99V244ZM104 243V242H103ZM118 243V242H117ZM137 243V242H136ZM141 243V242H140ZM143 243H144V241H143ZM149 243V242H148ZM155 243V242H154ZM178 243V242H177ZM177 243H176V245H177ZM184 243V242H183ZM182 243V244H183ZM187 243V242H186ZM189 243V242H188ZM193 243V242H192ZM194 243V244H195ZM15 244V243H14ZM24 244V243H23ZM22 244V245H23ZM44 244V245H45ZM75 244V243H74ZM100 244V245H101ZM111 244V243H110ZM132 244V242L130 243V245ZM145 244V243H144ZM147 244V243H146ZM153 244V243H152ZM156 244V243H155ZM163 244V243H162ZM19 245V244H18ZM24 245H26V247H27V243L26 244H24ZM28 245H30V244H28ZM93 245V244H92ZM126 245V244H125ZM129 245V244H128ZM128 245H126V247L127 248H129L130 249V247L128 246ZM168 245V244H167ZM170 245V244H169ZM137 246H138V243H137ZM141 246H143L142 244H140V247H138V251H137V247H136V250H135V252L136 253H138L139 252V249L141 248ZM146 246H148V245H146ZM153 246H154V244H153ZM24 247V246H23ZM68 247V246H67ZM98 247V246H97ZM105 247V246H104ZM132 248H134L135 247V245H134V247H133V245L131 246ZM177 247V246H176ZM176 247H174V248H176ZM27 248H29V247H27ZM99 248V247H98ZM126 248V249H127ZM143 248V250L144 249H146V248H144V246L142 247ZM168 248V247H167ZM25 251H26V249L25 248H23ZM22 249V250H23ZM37 249H38V247H37ZM68 249V248H67ZM97 249V248H96ZM105 249L107 250V248L105 247L104 248V250L102 251V253H104V252H106L105 251ZM112 249V248H111ZM116 249V248H115ZM151 249V248H150ZM17 250L19 251L18 252V254L20 253L21 255V257L25 254V253H23L19 248H17ZM28 250V249H27ZM31 250V249H30ZM70 250V249H69ZM92 250V249H91ZM90 250V251H91ZM95 250V249H94ZM128 250V249H127ZM131 250V249H130ZM29 251V250H28ZM27 251V252H28ZM38 251V250H37ZM39 251H40V247H39ZM43 251H45V250H42V252L41 253H43ZM107 251H109V249L107 250ZM15 252L16 251H14V255L16 256V254H15ZM46 252V251H45ZM73 252V251H72ZM100 252V251H99ZM131 252V251H130ZM147 252V253H146ZM150 252V251H149ZM17 253V252H16ZM22 253H23V255H22ZM32 253H33V251H32ZM38 254V255H42V254ZM63 252H61V254H62ZM69 253V252H68ZM67 253V254H68ZM108 253V252H107ZM146 253V254H145ZM13 254V253H12ZM17 254V255H18ZM31 253H30V251H29V256L31 257V255H30ZM33 254H36L35 252L33 253ZM45 255L47 254V256H48V253H44ZM71 254V256L72 255H74L73 253H69V255ZM75 254H77V253H75ZM114 254V255H115ZM142 255V257H141V255ZM9 256H10V254H8ZM26 255V254H25ZM68 255V256H69ZM78 255V254H77ZM94 255V254H93ZM110 255V254H109ZM12 256V258H14V256L13 255H11ZM43 256V255H42ZM71 256H69L70 258H67V257H65L64 256V258H66V262L65 261H63V262H65V264H85V263H83L82 262V259H77V257H71ZM79 256V255H78ZM81 256V255H80ZM107 256V255H106ZM50 258H51V256H49ZM103 257V256H102ZM109 257V256H108ZM43 258V257H42ZM46 258V257H45ZM79 258V257H78ZM97 258V257H96ZM107 258V257H106ZM23 259V258H22ZM30 259V258H29ZM47 259V258H46ZM98 259V258H97ZM10 260H11V258H10ZM31 260V259H30ZM32 260H34V259H32ZM52 260H54V259H52ZM241 260L242 261H244V262H241ZM20 261V260H19ZM105 261V260H104ZM21 262V261H20ZM20 262H18V264L20 263ZM26 262V261H25ZM30 262V261H29ZM29 262H28V260H27V264H29ZM38 262V261H37ZM49 262H51V264H52V262L53 261H45L44 262V264H50ZM62 262V263H63ZM16 263V262H15ZM22 263H24V262H22ZM40 262H38L37 264H39ZM42 263H43V260H42ZM57 263V262H56ZM102 262H100V264H101ZM264 263V262H263ZM31 264V263H30ZM33 264V263H32ZM260 264V263H259Z\"/></svg>", "mask_w": 264, "mask_h": 264}, {"label": "clouds", "instance_id": "clouds-1", "mask_svg": "<svg viewBox=\"0 0 264 264\" xmlns=\"http://www.w3.org/2000/svg\"><path fill=\"white\" fill-rule=\"evenodd\" d=\"M65 48L76 65L75 71L51 54L53 49ZM114 52L108 40L101 41L81 27L76 26L71 31L54 27L46 44L36 47L30 71L47 113L54 114L59 106L68 102L77 131L97 134L107 129L121 110L157 102L161 95L157 86L151 81L140 86L136 74L115 58ZM235 76L233 61L212 55L202 77L185 86V91L197 92L200 110L210 112L226 134L234 129L239 108V100L233 95ZM102 147L103 141L93 135L91 150ZM46 151L50 158L61 156L55 142L50 141Z\"/></svg>", "mask_w": 264, "mask_h": 264}]
</instances>
